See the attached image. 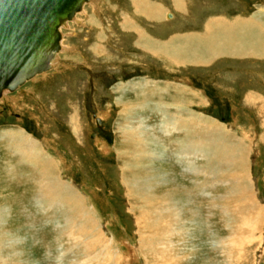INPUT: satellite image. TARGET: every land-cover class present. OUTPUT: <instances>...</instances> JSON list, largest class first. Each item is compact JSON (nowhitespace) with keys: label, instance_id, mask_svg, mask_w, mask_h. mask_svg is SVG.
<instances>
[{"label":"rangeland","instance_id":"1","mask_svg":"<svg viewBox=\"0 0 264 264\" xmlns=\"http://www.w3.org/2000/svg\"><path fill=\"white\" fill-rule=\"evenodd\" d=\"M132 1L85 4L79 20L61 32L67 48L60 63L0 99L5 264H54L57 249L64 264H264V58L222 56L204 66H174L141 49L135 31L123 27L126 21L155 41L184 34L196 43L219 23L255 15L264 21V0H184L180 8L171 0L173 9H163L161 0ZM147 9L161 17L146 15ZM143 100L148 103L140 106ZM165 111L190 122L193 146L212 140L217 146L184 164L177 156L182 133L162 132L164 123L167 130L174 126L162 118ZM126 129L137 134L128 138ZM14 132L22 139L14 140ZM139 134L145 145L134 142ZM17 139H29L37 158H24L13 147L23 142ZM150 150L159 156L144 158ZM237 153L238 173L222 164ZM43 165L50 190H65L68 204L53 202L63 196L39 187ZM167 191L172 195L163 196ZM247 220L252 228L243 234ZM21 237L19 253L7 247Z\"/></svg>","mask_w":264,"mask_h":264},{"label":"bare ground","instance_id":"2","mask_svg":"<svg viewBox=\"0 0 264 264\" xmlns=\"http://www.w3.org/2000/svg\"><path fill=\"white\" fill-rule=\"evenodd\" d=\"M98 0H89L87 1L86 3H84L81 7V9L79 11H77L72 18H70L69 20H66L62 25L59 26V32H60V40H59V47L58 49L56 50V52L54 53V58L52 60V63H51V67L49 69H46V70H43L39 73H36L35 75H33L31 78L25 80L21 85H18L16 88H14L13 90H9V89H2L1 91V97L0 99L7 93H10V92H15L17 91L23 84H26L27 82H29L31 79L32 80H35L36 77L38 76H45L47 71H49L50 69H52L57 63H60V59H59V53L64 49L65 46H63V43L61 42V37H62V34L61 32L63 31L64 28H66L68 26V24L72 21H78L79 19L76 18V15L79 13V12H82L81 10H83V7L85 6V4L89 3V2H97ZM132 1V0H131ZM134 1V0H133ZM132 1V3H133ZM136 1V4L139 3L140 4V1H143V0H135ZM192 1V0H191ZM147 2V1H145ZM175 4L177 7H181V5H183L185 2L184 0H174ZM91 3V4H92ZM131 3V4H132ZM151 3V2H150ZM99 4V3H98ZM188 4V3H187ZM174 5V4H173ZM133 6V5H132ZM175 7V6H174ZM98 9V8H97ZM161 9V8H160ZM159 9V11H161ZM173 9V8H172ZM176 9V8H175ZM85 10V9H84ZM134 10V9H133ZM138 10V9H137ZM140 10V9H139ZM179 10V9H178ZM177 10V11H178ZM134 12V11H133ZM132 12V13H133ZM136 12V11H135ZM134 12V13H135ZM145 13H147L146 15L150 16V17H153V18H156L157 16V13L154 14V11L151 10V9H147V11H143ZM180 12V11H179ZM263 12V13H261ZM260 14H264V11H261ZM142 13V12H141ZM140 13V14H141ZM160 14V13H158ZM165 17L166 19H171L167 16L168 13H165ZM178 14V13H176ZM157 15V16H155ZM181 15H184L181 14ZM86 16V15H85ZM128 16V15H126ZM138 16V15H137ZM136 17V16H135ZM139 17V16H138ZM161 17V15L159 16ZM164 17V16H163ZM162 17V18H163ZM173 17V16H172ZM184 17V16H183ZM81 18V17H80ZM90 18V17H89ZM93 18V17H91ZM132 18V17H131ZM151 18V19H153ZM161 18V19H162ZM182 18V17H181ZM83 20V18H81ZM133 19V18H132ZM149 19V17H148ZM164 19V18H163ZM248 20L246 21H234L232 23H230L227 27L224 26L225 23L221 24H216V27L214 28H210V30H207L205 33V36H202L201 39L196 40L198 42L196 43H193L195 39H190L189 36H185L184 34H175V35H172L170 37H168L167 40H164V41H159V39L157 38V41L153 40L151 37V35L149 36L150 38H148L145 34V31L143 32V29L140 30L137 26L135 25H132L130 23H127L126 21L124 22V28H128L129 29V32L130 30H133L135 31L136 35H137V39H136V44L141 48V49H144L146 50L147 52H151V56L152 54L154 56H163L165 57L166 59L169 60V62L171 64H173L174 66L175 65H178V66H187V65H196V66H204L205 64H208L210 63L211 61H214L215 59L217 58H220L222 56H233V57H251L254 58V59H261V58H264V21L261 20L260 17H258L257 15L253 16V17H248L247 18ZM85 20V18H84ZM89 20V19H88ZM120 20V19H119ZM125 20V19H124ZM134 20V19H133ZM145 20V19H144ZM158 20V18H157ZM153 21V20H151ZM150 21V22H151ZM89 22V21H88ZM92 22V21H91ZM149 22V23H150ZM155 22V21H154ZM81 23V22H80ZM94 23V22H93ZM157 23V22H156ZM79 24V23H78ZM89 24V23H88ZM87 24V25H88ZM121 24V23H120ZM123 24V23H122ZM128 24V25H127ZM135 24V23H134ZM139 24V23H137ZM127 25V26H125ZM152 25V24H151ZM71 26V25H70ZM91 27V25H90ZM141 27V26H140ZM232 27V28H231ZM123 28V29H124ZM120 29V28H119ZM125 29V31H126ZM221 29L222 32H224L223 34H221L222 32H220L219 30ZM232 29L231 31H228ZM216 30V31H215ZM123 31V30H122ZM132 31V32H133ZM67 33V32H66ZM134 33V35H135ZM147 33V32H146ZM148 35V33H147ZM200 37V36H199ZM198 37V38H199ZM197 44H199L197 46ZM99 46V45H98ZM97 47V46H96ZM67 47H65L66 49ZM102 48V47H101ZM201 48V49H200ZM97 49V48H94V50ZM139 49V48H138ZM99 50V49H98ZM98 50L96 52H98ZM102 50V49H101ZM105 50V49H104ZM143 50V51H144ZM202 50V51H201ZM100 52V51H99ZM101 56V55H100ZM150 56V57H151ZM159 58V57H158ZM157 58V59H158ZM155 59V58H154ZM160 62V61H159ZM165 64V63H164ZM185 66V67H186ZM173 67V66H172ZM183 67V68H185ZM170 68V67H169ZM169 70V69H168ZM167 70V71H168ZM47 78V77H46ZM45 78V79H46ZM141 84V83H140ZM141 85H144V84H141ZM134 86V85H133ZM140 88V87H139ZM148 89V88H146ZM157 89V88H156ZM185 87L182 86V90H184ZM187 89V88H186ZM165 90V89H164ZM147 91V90H146ZM20 92V91H19ZM139 92V91H138ZM156 92V91H154ZM153 92V93H154ZM162 92V91H161ZM164 92V91H163ZM140 93V92H139ZM150 93V92H148ZM160 93V92H159ZM158 93V96H159V99L162 98V95ZM180 93V92H179ZM155 94V93H154ZM178 94V93H177ZM138 95V94H137ZM142 95V94H141ZM148 95V94H147ZM168 95V94H167ZM152 97V96H151ZM153 98V97H152ZM164 98V97H163ZM144 102L141 103L140 106H143V105H146V101L143 100ZM118 102V101H117ZM130 102V101H129ZM161 102V101H160ZM175 102V101H174ZM186 102V100H185ZM125 103V102H124ZM263 103V102H262ZM165 104V103H164ZM181 104V103H180ZM191 104V102H190ZM126 105V106H125ZM122 106V108L125 106V108L127 110H131L132 109V104H125ZM170 105V104H169ZM183 106H179L181 107V110L184 112L185 111V106L184 104H182ZM155 106L158 107L160 109L161 107V103H159V101L155 102ZM146 107V106H145ZM162 107H163V104H162ZM132 111V110H131ZM129 112V111H126V113ZM131 113V112H130ZM167 112L165 111V113H162V118L166 121L168 120L170 124L176 126L179 122L180 119H178L179 117L175 118V117H172L168 114H166ZM187 114V113H186ZM182 116V115H181ZM123 118V117H122ZM128 119V118H127ZM125 119V120H127ZM130 119V118H129ZM141 119V118H140ZM162 119V120H163ZM192 119V118H190ZM142 120V119H141ZM178 120V121H177ZM181 124L179 123V126L180 128H176V127H170V129L167 130V126L165 125V123L163 124V129H162V132L165 133V135H170L173 131H175L174 129H177V131L181 132L182 135H183V138L181 140L178 141V144H177V148L179 150V154H177V156L179 155L180 156V160L181 158L184 160L183 163L184 164H189V161H190V156L189 155H192V154H195V153H198V154H204V148L208 149L209 150V147L207 145H216L217 146V140H210L212 143L214 144H207V142H205L206 146L203 147H198V143L195 144V146H193L194 143H192L190 141V136L193 135V133L189 132L188 131V127L191 130V126L190 125H187V123L189 124L190 122L187 121V119H184V121H182V119L180 120ZM192 121V120H191ZM178 122V123H177ZM143 122H141L142 124ZM176 123V124H175ZM193 123V122H192ZM128 125V124H126ZM162 125V124H161ZM138 126V125H137ZM187 126V127H186ZM200 126V125H199ZM124 127V126H123ZM142 127V126H141ZM140 127V128H141ZM194 127V126H193ZM136 129V128H135ZM196 129V128H195ZM144 130V129H143ZM218 130H221L218 128ZM142 131V130H141ZM217 131V130H216ZM75 132V130H74ZM137 132V131H136ZM140 132V131H139ZM193 132V131H192ZM12 133V132H11ZM77 133V132H76ZM75 133V134H76ZM142 133V132H141ZM146 133V132H145ZM151 133V132H150ZM125 134L127 135L128 138H131V137H135L133 136V134H137L135 133V131H131V129H126L125 130ZM153 134V133H152ZM204 134V133H203ZM12 138L15 140L16 138H20L22 139L21 137V134L17 133V132H14V134H11ZM145 135V134H144ZM155 135V134H154ZM195 135V134H194ZM207 135V134H206ZM24 136V135H22ZM136 140L137 141H134V142H138V146L140 145H145L147 143V140L144 139V137H142V134H139V136L136 135ZM155 137V136H154ZM126 138V137H125ZM126 138L127 140H130ZM147 138V136H146ZM218 138V137H216ZM19 139V140H20ZM18 140V139H17ZM18 140V141H19ZM20 141H23V142H16L14 141V148L17 149V150H22V153L24 154L23 157L24 158H28V159H34V158H37L36 157V150L35 148H33V143L29 140V139H26V140H20ZM159 141V140H158ZM222 140L219 139V142H221ZM126 144V143H125ZM152 144V143H151ZM225 144V143H224ZM135 145V144H134ZM221 145V144H220ZM223 145V144H222ZM227 145V144H226ZM29 146V148H28ZM147 146V145H146ZM225 146V145H224ZM224 146H222L220 148V151H223L225 153L226 150H224ZM149 147V145H148ZM156 147V146H155ZM13 148V149H14ZM190 148H193L195 149L193 151V149L191 150ZM154 150H157V149H154ZM218 150V149H217ZM151 151V150H150ZM20 152V151H18ZM192 152V153H190ZM194 152V153H193ZM175 153V152H174ZM178 153V152H177ZM141 154V153H139ZM137 155L135 156V158L137 159H142L140 155ZM152 154H156V156H159V154L155 153V152H150V153H147L145 154L144 158H151L149 157V155ZM162 154V153H161ZM223 154V153H222ZM196 156V155H195ZM22 157V155H21ZM20 157V158H21ZM197 157V156H196ZM223 157V155H222ZM226 157V156H225ZM224 157V158H225ZM229 160L226 161H223L222 164H227L229 162V165L228 167H231L229 169L232 170V172H235V169H236V172L239 168V158H241L239 156V153L236 154V156H233V155H229L227 156ZM154 158L155 160V156L152 157V159ZM188 158V159H187ZM158 159V158H157ZM26 160V159H25ZM145 160V159H144ZM220 160V159H219ZM237 161V162H235ZM181 162V161H180ZM219 162V161H218ZM240 162H245V161H240ZM49 165V164H48ZM50 166V165H49ZM49 166H41L38 167V172L41 174V178L43 179L42 182L39 183V187L40 186H44L45 190L47 188H49L50 186H52V182H51V179H50V169H49ZM36 167V166H35ZM134 167V166H133ZM201 171V170H200ZM205 173V172H204ZM238 173V172H237ZM132 174V173H131ZM233 174V173H232ZM240 175V174H239ZM149 176V175H148ZM160 176V175H159ZM237 176V175H236ZM171 182V181H170ZM151 183V181L149 182ZM157 183H161L159 180H157ZM235 183V181H234ZM158 184H155V185H158ZM56 185V184H55ZM151 185V184H150ZM155 185L153 187H155ZM239 185V184H238ZM243 186V185H242ZM241 187V186H240ZM238 189V187H236ZM153 189V188H152ZM235 189V188H234ZM246 189V188H245ZM55 191H51L50 188L49 190H47L46 192L49 193V191H51L50 193L53 194L54 196H59L58 194L60 193L63 197H60L56 199V201H53L55 203H58V204H68L69 201H67V197L68 195L65 193V190H62V188H60L58 185L55 186ZM250 190V189H248ZM151 191V190H149ZM152 191H156V189H153ZM234 193V197L235 199H237V201H240V202H244V198H240L238 197L237 194H235L237 191H232ZM245 193V192H244ZM248 193V192H247ZM171 194V192L167 191L163 194L164 195H169ZM71 195V194H70ZM172 195V194H171ZM237 195V196H236ZM248 195V194H246ZM67 196V197H66ZM170 198V196L168 197ZM248 198V196H247ZM251 198V197H250ZM246 199V198H245ZM249 199V198H248ZM247 200V199H246ZM49 201V200H48ZM164 201V199H163ZM66 202V203H65ZM235 203H237L235 201ZM254 205V204H252ZM48 207V206H47ZM244 223V222H243ZM241 225V228L239 230V232L243 233L244 234V231H250L252 228V226H250V228L248 227L249 226V223H248V220L245 221V223ZM252 223V222H251ZM240 224V223H238ZM237 234V233H236ZM248 237V236H247ZM245 240V239H244ZM246 240H248L246 238ZM98 241V240H97ZM228 241V240H227ZM94 242V241H92ZM96 243V242H95ZM236 243V242H235ZM108 244V243H107ZM227 249V248H226ZM85 251V250H84ZM140 251V250H139ZM153 252V250H151ZM158 251V250H157ZM156 251V252H157ZM220 260V259H219Z\"/></svg>","mask_w":264,"mask_h":264},{"label":"water","instance_id":"3","mask_svg":"<svg viewBox=\"0 0 264 264\" xmlns=\"http://www.w3.org/2000/svg\"><path fill=\"white\" fill-rule=\"evenodd\" d=\"M87 1L0 0V97L2 89L13 90L51 67L59 26Z\"/></svg>","mask_w":264,"mask_h":264},{"label":"clouds","instance_id":"4","mask_svg":"<svg viewBox=\"0 0 264 264\" xmlns=\"http://www.w3.org/2000/svg\"><path fill=\"white\" fill-rule=\"evenodd\" d=\"M23 238H13L10 240V242L7 244V247L14 249L16 252H20L19 244L22 242ZM4 247H5V238L3 234H0V264H5V258L3 255L4 252ZM65 253L57 249V253L54 257V264H64L63 262V257Z\"/></svg>","mask_w":264,"mask_h":264},{"label":"crops","instance_id":"5","mask_svg":"<svg viewBox=\"0 0 264 264\" xmlns=\"http://www.w3.org/2000/svg\"><path fill=\"white\" fill-rule=\"evenodd\" d=\"M163 1L162 6L164 7L163 9H172V3L170 2L171 0H161Z\"/></svg>","mask_w":264,"mask_h":264}]
</instances>
